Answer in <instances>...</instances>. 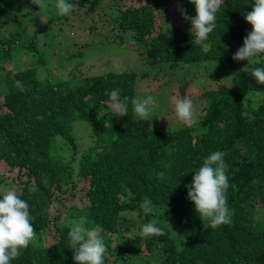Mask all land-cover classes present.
I'll return each mask as SVG.
<instances>
[{"label":"trees","instance_id":"obj_1","mask_svg":"<svg viewBox=\"0 0 264 264\" xmlns=\"http://www.w3.org/2000/svg\"><path fill=\"white\" fill-rule=\"evenodd\" d=\"M108 1L66 0L74 5L71 15L105 12ZM143 1L113 12L123 35L111 38L122 41L130 34L140 61L179 75V83L200 74L203 65L205 79L218 87L202 94L197 132L160 128L152 111L139 118L131 104L137 95L134 71L42 79L35 60L39 30L30 33L29 26L36 20L15 25L30 0H0V180L28 203L35 230L34 242L10 264H75L68 233L77 225L102 237L104 264L138 258L143 264H264V216L256 219L259 211L264 214V85L252 76V69L264 68V55L232 59L252 31L244 17L254 0H223L206 41L191 33L177 0ZM179 7L189 17L196 14L189 0H179ZM171 11L178 23L162 31L159 17ZM117 88L129 98L127 116L110 107L109 94ZM58 139L63 149L55 154ZM215 151L224 152L229 165L232 222L212 228L203 218L178 246L159 211H195L189 186ZM146 197L154 206L148 215L140 207ZM153 220L164 235L140 234Z\"/></svg>","mask_w":264,"mask_h":264},{"label":"rangeland","instance_id":"obj_2","mask_svg":"<svg viewBox=\"0 0 264 264\" xmlns=\"http://www.w3.org/2000/svg\"><path fill=\"white\" fill-rule=\"evenodd\" d=\"M143 0H112L106 4L105 12L96 9L93 13L82 11L79 14L72 13L63 16L56 7V0H43L46 7H38L33 10L35 4L30 0L29 6L23 5L20 8L16 27L31 22L32 18L36 21L30 24L32 30H39L37 34L36 68L42 79L49 78L52 81L66 80L72 74L95 75L105 72H125L134 71L138 75L136 98L152 96L155 105L151 107V118L160 128H178L186 125L181 121L175 110L179 99H189L193 103V118L195 123L190 126L194 132L198 131L199 115L201 114L204 102L203 92L208 88L218 87V83H211L213 80L205 79L203 74H193L189 76L187 82L179 83V75H171L166 69L160 67H147L138 56L137 45L131 40L130 34L124 35L125 40L111 38L118 35V29L114 11L125 9L128 6H137ZM143 1V3H145ZM75 9V8H74ZM116 13V12H115ZM176 11L162 14L159 17L160 29L163 31L168 27L178 23ZM23 15V17H22ZM73 16V17H72ZM93 25L95 28L88 30L87 27ZM42 30V31H41ZM26 61L20 57V62ZM31 64L32 57H28ZM177 76V77H176ZM71 77V76H70ZM180 84V86H178ZM264 97V95H263ZM151 113V112H150ZM57 147L55 154L61 152L60 139L56 141ZM13 191L12 188L0 180V193ZM195 210V208H193ZM263 211H259L256 219H263ZM263 215V216H262ZM199 218L196 211H190L183 216L178 213H169L166 210L159 211V221L168 228L171 237L176 245L193 235L197 229ZM170 225H167V223ZM171 229V230H170ZM177 234L174 235L172 232ZM141 234V233H140ZM135 234L127 235L129 237ZM142 258L133 259L132 264H143Z\"/></svg>","mask_w":264,"mask_h":264},{"label":"clouds","instance_id":"obj_3","mask_svg":"<svg viewBox=\"0 0 264 264\" xmlns=\"http://www.w3.org/2000/svg\"><path fill=\"white\" fill-rule=\"evenodd\" d=\"M189 2L194 5L196 13L194 17H189L186 9L179 7V0H177V10L185 21L190 20L191 33H195L196 39L206 41L209 34L216 28V14L223 0H189ZM32 3L37 7L47 6L43 0H32ZM56 7L61 15L66 16L71 13L74 5L67 3L66 0H56ZM244 19L251 26L252 31L243 39V46L233 55L234 61H248L264 55V0H254L252 10L245 15ZM197 70L203 74V65ZM252 76L257 83L264 85V68L252 69ZM109 100L112 111L120 117L128 115L129 98L122 97L119 88L111 91ZM131 104L139 118L148 119L151 112L150 106L155 105V99L149 95L132 99ZM175 110L178 118L186 124L182 127H190L195 123L191 100L179 99ZM225 155L224 152L215 151L207 156L202 167L193 175L187 193V198L194 204L199 218L209 220L212 228L232 222L233 213L229 209L226 196L229 187L227 175L229 165L225 163ZM31 191L35 192L36 188L33 187ZM55 207L58 208L59 205L56 204ZM140 207L145 215L154 210L152 201L147 197L144 198ZM32 219L29 205L25 200L11 190L3 194L0 198V264H10L11 260L20 255L21 250L34 242L35 230ZM167 225L170 228L168 223ZM172 233L177 236L175 232ZM141 234L145 237L163 236L164 230L153 220L142 226ZM68 237L71 246L75 249L73 256L75 264H104L105 242L96 230H88L77 225L68 233Z\"/></svg>","mask_w":264,"mask_h":264}]
</instances>
